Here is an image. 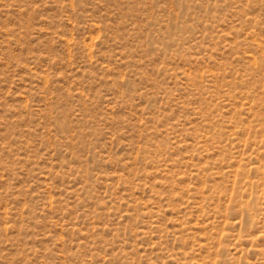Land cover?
<instances>
[{
	"label": "rangeland",
	"instance_id": "rangeland-1",
	"mask_svg": "<svg viewBox=\"0 0 264 264\" xmlns=\"http://www.w3.org/2000/svg\"><path fill=\"white\" fill-rule=\"evenodd\" d=\"M0 264H264V0H0Z\"/></svg>",
	"mask_w": 264,
	"mask_h": 264
}]
</instances>
